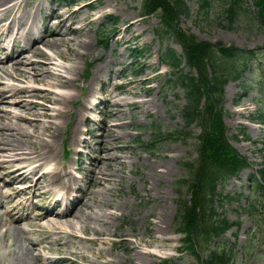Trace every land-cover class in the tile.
Segmentation results:
<instances>
[{
    "label": "rangeland",
    "instance_id": "obj_1",
    "mask_svg": "<svg viewBox=\"0 0 264 264\" xmlns=\"http://www.w3.org/2000/svg\"><path fill=\"white\" fill-rule=\"evenodd\" d=\"M14 1L17 4L10 15L14 17L23 13L28 21L36 15V23L40 27L42 19V24L48 21L47 14L53 8L65 11L67 16L72 13L74 23L68 26L77 25L79 29L70 30L69 36L90 40L76 52L71 48L72 42L69 46L60 45L64 55L59 61L65 65L76 64L78 68L77 72L71 73L76 78L75 84L68 85L76 94L65 104L68 113L65 124L58 131L54 154H47L60 166L66 164L72 168L75 162H79L80 175L84 176L80 181L87 191L80 203L83 211L80 216L87 228L83 237L58 234L59 239L48 249L49 244L42 231L44 227L40 229L31 225L34 231L30 234L32 240H42L35 244L33 251L42 257L50 255L47 264H158L161 258L169 256L173 257L174 264H199L188 250L180 249L182 234L178 232L177 204L180 196L186 200L191 196L188 164H193L197 157L196 136L201 129L198 124L184 127L179 114L185 102L182 88L167 83L171 68L161 64L159 56L165 44L177 52H181L180 46L171 38L163 42L158 39L153 28L159 17L157 14L143 17L141 0ZM184 1L189 13L180 17V26L186 32L212 43L222 42L247 49L264 46V27L254 15L252 0L243 1L233 20L224 11L228 0H212V8L207 15L198 12L197 0ZM78 6L82 7L80 11H77ZM108 15L116 18L115 24H110L112 19L106 20ZM81 17L83 19L79 22ZM102 23L106 24L100 29ZM53 29L54 26H50L49 32ZM21 43L19 41L17 50H21ZM133 49H141L144 54L138 56ZM31 84L44 85L42 81ZM96 97L102 99L100 104L93 110H86L79 132L74 134L77 109L83 102L89 105V101ZM133 101L138 103L133 104ZM222 106L230 143L254 165L243 169L239 177L219 182L217 189L222 188V194L235 197L231 201L218 199L216 211L239 225L216 238L210 248L215 245L226 250L232 248L234 256L228 264H264V227L261 224L264 217L260 219L257 216L264 207L260 205L255 211L247 205L256 196L249 175L264 158V122L258 119L259 107H264V49L249 61L239 79L224 85ZM104 120L107 123L121 122L118 128L120 138L116 144L122 157L120 163L116 162L115 169L100 165L101 170L112 172V176L99 184L91 177L99 161L94 158L100 149ZM175 130L190 131L177 139L165 135ZM105 138L116 140L110 132ZM34 146L38 147V143ZM81 147L85 152L78 160L80 155L76 150ZM29 162L32 161L24 163ZM59 181L62 183L63 179ZM8 185L9 190L15 191L11 184ZM27 194L20 198L24 200ZM257 199L264 200V195ZM35 200L43 202L40 198ZM32 209V204H21L12 217L20 215L21 210L33 216ZM154 221H158V226H154ZM13 225L9 216L0 214V264H16L11 256L18 248L21 234L12 232ZM21 225L30 228L26 222ZM92 227L103 231L94 232ZM66 240H70L69 243L66 244ZM40 243L47 248L42 251ZM70 250L81 252L70 254Z\"/></svg>",
    "mask_w": 264,
    "mask_h": 264
},
{
    "label": "bare ground",
    "instance_id": "obj_2",
    "mask_svg": "<svg viewBox=\"0 0 264 264\" xmlns=\"http://www.w3.org/2000/svg\"><path fill=\"white\" fill-rule=\"evenodd\" d=\"M16 4L17 2L14 0H0V38L4 37L8 44L14 43L18 39H23L29 44H23L20 51L11 50L5 60L0 59V208L8 205L4 213L10 217V223L14 224L11 230L16 234H21L18 248L13 252L14 256H11L14 258L13 262L16 264H47L41 262L40 255L33 251L35 244L38 245L42 240H32L30 234L34 231L32 228L25 229L21 223L26 221L27 224L37 228L44 227L42 231L49 244L48 249L52 243L59 239L57 235L60 233H64L66 237H77V232H81L79 233L80 237H83L87 226L80 216V213L83 212L82 204H80L82 200L67 211H62L61 214L55 216L35 211L33 216L15 218L12 217V213L21 204L17 197L30 189L34 188V191L39 192L41 184H45L46 189L37 194L41 197L50 193L51 186L57 183L56 191L65 193L62 183L59 181L61 176L65 175L69 184L76 181L75 176L71 175V171L62 169V166L53 162L51 156H47V154H54L58 131L65 124V116L68 113V107L65 104L72 100L76 94L68 85L75 84L76 78L71 73L77 72L78 68L76 64L65 65L59 61L64 55L60 50V45L69 46L68 44L72 42L71 48L76 52L79 51V47L88 45L90 40L70 37V30L76 31L79 27L77 25L72 27L74 23L72 13L67 16L65 11L56 8L50 12L52 19L49 25L54 26V29L46 34H36L34 32V27H38L36 15L30 21L31 23H29V19L26 20L23 13L14 17L10 15ZM81 8L78 6L77 11H80ZM39 10L40 5L37 6V11ZM82 19L83 17L79 19V22ZM69 24L72 25L68 26ZM0 49L6 50V46L2 45ZM34 56L36 58H33ZM111 71L114 72L113 69ZM37 81H42L44 85L31 84ZM20 82H24V84H20ZM49 94L53 95L49 96ZM36 97L42 99L37 100ZM116 103L121 104L118 101ZM132 103L137 104L138 102L133 101ZM88 109L91 107L84 102L77 109L74 134L79 132V124ZM120 124L121 122L107 123L104 120L102 127L104 132L99 134L101 144L98 155L95 157V160L99 161L98 164H95L96 171L95 169L91 170L93 172L92 179L95 178L99 184H102L104 180H109V176H112V172L101 170L100 165L115 169L116 162H121L122 155L118 153L119 147L116 144L117 139L120 138L118 130ZM107 132H110V136L116 140L108 141L105 138ZM36 143H38V147L34 146ZM25 161H32L34 164H25ZM43 167L46 168L45 172L40 173L32 182L30 177L39 174V169ZM5 178H8L7 182ZM23 180H27L29 183L15 191L9 190L10 185L8 184L12 186L13 183ZM63 193L60 195L61 197L64 196ZM24 200L29 201V197H25ZM30 218L35 221H30ZM158 224V221H154V226H158ZM92 230L94 232L103 231L97 227H92ZM5 233L6 231L2 233L3 237ZM69 241L66 240L65 243L67 244ZM23 242H26V245ZM40 246L43 245L40 243ZM80 252V250L69 251L70 254Z\"/></svg>",
    "mask_w": 264,
    "mask_h": 264
},
{
    "label": "trees",
    "instance_id": "obj_3",
    "mask_svg": "<svg viewBox=\"0 0 264 264\" xmlns=\"http://www.w3.org/2000/svg\"><path fill=\"white\" fill-rule=\"evenodd\" d=\"M211 1L197 0L198 12L207 15L212 8ZM243 1L226 2L224 11L230 20L239 13ZM252 4L256 19L264 27V0H252ZM140 8L143 16L157 14L160 18L153 31L161 42L171 38L181 46L182 52L177 53L166 45L160 57L172 67L167 83L179 85L183 90L185 102L179 113L184 126L198 124L201 128L196 136L197 157L193 164H188L191 196L188 200L180 196L177 204L182 247L192 253L199 264H227L233 257L230 250L217 246L209 248L214 238L234 223L216 211L222 192L216 190V186L219 181L251 166L252 162L229 141L223 119V86L242 76L249 61L255 59L264 46L246 49L222 42L212 43L186 32L180 26V17L189 13L184 0H141ZM260 117L263 120L264 114ZM189 131L175 130L165 135L177 139ZM252 176L255 187L264 195V160ZM225 197L231 199L230 196L221 198ZM158 264H172V261L165 258Z\"/></svg>",
    "mask_w": 264,
    "mask_h": 264
}]
</instances>
